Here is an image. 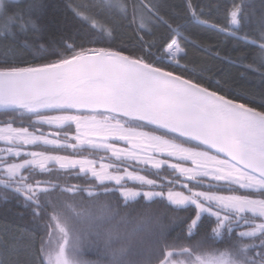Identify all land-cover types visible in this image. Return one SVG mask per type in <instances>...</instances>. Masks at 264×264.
I'll return each instance as SVG.
<instances>
[{
  "label": "snow or ice",
  "instance_id": "6c2138e0",
  "mask_svg": "<svg viewBox=\"0 0 264 264\" xmlns=\"http://www.w3.org/2000/svg\"><path fill=\"white\" fill-rule=\"evenodd\" d=\"M69 7L90 27L0 0V199L32 224L0 232V264H264V100L182 64L195 42L153 0ZM224 12L211 28L240 51L214 59L264 80V0ZM125 26L136 43L114 47Z\"/></svg>",
  "mask_w": 264,
  "mask_h": 264
},
{
  "label": "trees",
  "instance_id": "16d2710c",
  "mask_svg": "<svg viewBox=\"0 0 264 264\" xmlns=\"http://www.w3.org/2000/svg\"><path fill=\"white\" fill-rule=\"evenodd\" d=\"M43 2L48 6L47 11L49 13H54L60 20L64 21L69 29V34H75L77 30H84L90 25L84 24L80 18H78L72 8L69 7V4H76L74 0H43ZM153 2L160 5L161 14L166 16H171L174 13L178 14L180 19L177 21L183 25L181 31L185 36L189 38V41H194L196 46H193V43L188 42L183 44L184 48L187 51V55L181 61L182 64L188 63L190 69H199L201 66L211 68L212 72L204 73L205 81L210 82L212 85H215L216 81L221 80V77L226 73L231 79L226 88L231 89L233 94H249L252 95L257 103H260L261 100H264V80H262L256 73L246 71L244 68L233 65L227 61L221 62L219 59H214L217 53L221 57L225 55H231L233 58L237 55L236 51H232L234 47V42L227 38L223 34H219L216 30L211 28L212 24L223 25L226 23L225 19V6H231V0H190L191 4L194 6L192 10H189L188 3L189 0H153ZM239 0H237V3ZM252 3L257 9L260 7V0H252ZM203 9V15H200V10ZM197 13V17L193 18L192 11ZM86 14V12H85ZM89 15V14H88ZM106 17L104 12L99 13V19ZM107 20L106 18H104ZM207 21L208 24H202L200 21ZM163 31V29H159ZM150 39V37H146ZM137 37L135 34V29L130 27H122L117 30L116 39L114 47L117 46H131L136 43ZM101 46V45H97ZM209 50V51H206ZM43 53H33L31 51H26L23 58L27 61H32L33 55H42ZM49 59H54L49 57ZM43 61L37 60L35 63H42ZM222 69L223 71L220 75H216V72ZM44 130H48L44 126ZM73 183L76 181L73 180ZM8 194V193H6ZM23 198L21 197V200ZM8 208L11 211L5 215L3 212H0V232H3L5 227L11 228H25L28 230L32 229L31 217L25 216L21 217L20 212L23 211L21 205H18L15 200H10L5 202L0 199V209ZM150 208L152 211H161L164 210L163 205L152 204L146 206L147 210ZM168 215H171L173 208L171 205L167 209ZM187 213L183 210L179 212V215L183 216ZM195 215V210L191 213ZM206 215V214H205ZM214 219V218H212ZM186 228V225L184 226ZM209 226V230H210ZM180 231L179 227H174L172 235H176ZM39 245L37 244V247ZM89 258H95L93 253L87 254Z\"/></svg>",
  "mask_w": 264,
  "mask_h": 264
},
{
  "label": "rangeland",
  "instance_id": "374dc122",
  "mask_svg": "<svg viewBox=\"0 0 264 264\" xmlns=\"http://www.w3.org/2000/svg\"><path fill=\"white\" fill-rule=\"evenodd\" d=\"M74 2L76 3V4H82V5H90V4H93V3H96L97 2V0H74ZM84 11L86 12V14L88 15H93V14H95V13H97V12H99V9H90V8H85L84 9ZM100 13V12H99ZM105 13V15H106V17H104L103 16V18H102V22L103 21H105V19L104 18H108L107 17V13L106 12H104ZM48 130H46L47 132H50L51 130L48 128V126H45ZM73 132H74V126H73ZM120 146H124L123 144H121ZM173 162H175V161H173ZM146 190H147V186H146ZM207 215V214H206Z\"/></svg>",
  "mask_w": 264,
  "mask_h": 264
},
{
  "label": "water",
  "instance_id": "95a60500",
  "mask_svg": "<svg viewBox=\"0 0 264 264\" xmlns=\"http://www.w3.org/2000/svg\"><path fill=\"white\" fill-rule=\"evenodd\" d=\"M46 133H49V132H47V131H45Z\"/></svg>",
  "mask_w": 264,
  "mask_h": 264
}]
</instances>
